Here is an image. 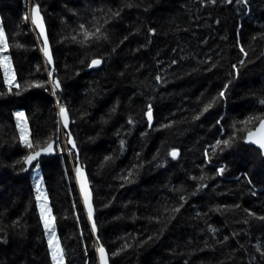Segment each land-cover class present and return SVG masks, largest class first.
<instances>
[{"label":"trees","instance_id":"1","mask_svg":"<svg viewBox=\"0 0 264 264\" xmlns=\"http://www.w3.org/2000/svg\"><path fill=\"white\" fill-rule=\"evenodd\" d=\"M33 4L51 66L31 24ZM0 24L20 86L8 92L0 70V264H52L23 164L31 150L20 142L15 112L24 113L29 141L41 148L54 142L56 156L38 162L65 264H96L97 236L109 264H264V159L242 139L216 154L210 147L229 138L234 122L264 113V0L247 7L236 0H0ZM85 31L101 38L86 40ZM92 59L102 63L90 68ZM48 71L60 81L55 95ZM34 81L42 86H29ZM225 84L226 99L193 119ZM57 101L67 111L66 129ZM173 148L176 159L168 155ZM77 166L91 188L95 237L74 185ZM201 175L207 178L191 179ZM124 244L130 247L112 257Z\"/></svg>","mask_w":264,"mask_h":264},{"label":"snow or ice","instance_id":"2","mask_svg":"<svg viewBox=\"0 0 264 264\" xmlns=\"http://www.w3.org/2000/svg\"><path fill=\"white\" fill-rule=\"evenodd\" d=\"M217 0H210V3L215 4ZM224 4H231L233 0H222ZM236 3L242 4L245 7L248 6L249 0H236ZM31 23L39 30V37L42 38L43 40V46L41 48V51L44 54V57L46 58L47 64L51 65L53 63L52 55L50 52V46H49V41L48 37L45 34V25H44V20L43 17L41 16L39 5L33 4L31 9ZM75 14V13H74ZM113 15L118 16L119 12H114ZM29 15L26 13L24 15V20H28ZM81 30L85 29L84 24L79 25ZM101 29L97 28L96 32H100ZM155 29H149V34H154ZM95 36V33H88L84 32V37L85 39H89L90 37ZM97 40H99L101 37L95 36ZM104 39H108L107 36L103 37ZM127 39V37H125ZM72 40L75 42L76 37L73 36ZM79 43L83 44V41H79ZM239 44V42H237ZM12 47L16 48H21L23 45L16 43L14 45H11ZM10 47L6 33L2 27V24H0V69L3 70V75H4V84L8 86V92L12 91V87H16L19 89V85L15 83V73L12 68V61L11 58L7 55H4V53L8 50ZM239 51L243 53L245 56H247V53L245 52L244 48L242 46L239 47ZM83 63V61H82ZM102 63L101 59H92L91 62L87 65L88 67H95L99 66ZM173 64L176 63L175 60L172 61ZM245 63L244 60H240L239 64L243 65ZM215 67V65H213ZM232 68L235 70V75L238 77L239 75V70L237 69V66L235 64L232 65ZM39 67H37V71H39ZM210 70V69H209ZM53 71H48V77L49 80L51 81L52 84V89H53V95H55L56 89L60 88V81L58 79L53 80ZM160 77L157 76L156 80L157 82L160 81ZM231 82V81H230ZM27 83V82H26ZM29 86H35V87H41L42 83L38 81H34L29 84ZM229 85L225 84L224 85V90H221L218 94L217 97H213L210 102L206 103L201 110L200 114L197 116H194L193 119H199L200 115H203L204 113L208 112L209 109H212L218 101L226 99L225 96V90L228 89ZM5 93L0 92V95H4ZM17 95H19V91L16 92ZM258 103L261 106H264V99H259ZM57 104L59 106V114L61 118L64 120V127H67L68 124V117H67V111L66 109L59 104V101H57ZM115 109H113L114 111ZM17 118V128L19 129L20 132V142L21 144L31 150L29 151V154L23 157V164L25 165H31L33 161H37L36 167H39V162H38V157H40L41 153H50L53 151V143L52 141L47 142L46 147L41 148L39 142H36L35 144L29 141L28 137V128H27V122L24 120V113L23 112H15L13 114ZM144 116L147 118V123L148 126H152L153 122V108L152 105L147 106V110L144 112ZM129 124H133L134 121L129 119L128 120ZM217 124H220V120L216 121ZM237 123L240 125H243V127H237ZM251 125V126H250ZM161 127H170V125H161ZM232 134L229 136L228 139H217L214 145H211L212 153L216 154L217 149H219L220 152H223L225 149L231 148L233 144L237 141V139H242L245 143L255 145L257 149H259V155L261 157H264V113L261 115H250L246 117L244 120H240L238 122H234L232 124ZM221 135H223V129L219 130ZM243 134L241 136H237V134ZM143 135V134H142ZM68 144L72 145V148H75L76 145L74 141L71 138V134H68ZM121 147H123L124 141H120ZM71 150L69 151V155H71ZM168 155H170L173 159H176L178 155V149L173 148ZM205 159H210L209 158V153L205 151L204 153ZM111 157H105V160H110ZM77 162H78V155H77ZM17 164H20L21 161H17ZM26 169L21 168V171H25ZM226 171L225 167H219L216 169V172L220 175H222ZM75 173H76V178L80 186V192L83 196V203L84 207L87 210V218L88 221L91 222V234L92 236L97 235V224L95 220L93 219V205L91 202L92 199V194L89 191L88 188V181L86 180L84 173L81 169V167L77 166L75 168ZM132 175L131 172H129V176ZM207 177L204 175H201L199 177H191L193 180H199V181H204ZM125 180H127V177H124ZM249 183L251 181L249 180ZM205 185L203 183L199 184L197 187L198 188H203ZM36 207L39 209L40 213V219L43 224V229H44V236L47 239V246H48V254L51 258L52 264H65V249L61 246V242L59 237L57 236V229L56 225L54 223L55 217L52 215L51 209L47 205V196L44 194L43 190L41 189L39 183L36 184ZM195 195V193H193ZM180 201H185V197L181 195L179 197ZM183 207V203H181L179 206L173 207L170 211L171 213H179L181 208ZM235 207H239V205H236ZM219 211V209H216ZM167 211V209H166ZM247 212L248 210L245 209ZM249 216L254 215L253 213L249 212ZM174 216L169 217V221L171 219H174ZM78 219V218H77ZM260 220H264V217H258ZM247 223V221H245ZM83 233L81 232V236ZM153 237H148V240H152ZM229 239V237L225 236L224 237V242H226ZM147 243V241H142L140 246H143V244ZM95 251L98 254L99 258V264H109V256L108 253L105 250V247L103 244L100 243L99 237L97 236L96 241H95ZM130 247L128 244H124L119 250L116 252H113L111 255L112 257L118 256L121 251H124L126 248ZM259 251V248L257 249ZM87 253V249H85V254ZM261 257H264V252L260 253Z\"/></svg>","mask_w":264,"mask_h":264},{"label":"water","instance_id":"3","mask_svg":"<svg viewBox=\"0 0 264 264\" xmlns=\"http://www.w3.org/2000/svg\"><path fill=\"white\" fill-rule=\"evenodd\" d=\"M30 19H31V13H30ZM32 24V23H31ZM45 25V24H44ZM32 27H33V29H34V31L36 32V34L38 35V37H39V30L32 24ZM45 34L47 35V32H46V27H45ZM39 39H40V42H41V45L43 46V40H42V38H40L39 37ZM264 51V50H263ZM42 54H43V52H42ZM43 57H44V54H43ZM44 59L46 60V58L44 57ZM51 66V65H50ZM67 117H68V115H67ZM58 118H59V121H60V123H61V125H62V127H63V129H66L67 127H64V120L61 118V116H60V114L58 113ZM68 123H69V120H68ZM67 126H68V124H67ZM246 145H248V146H250V147H252V148H255L258 152H259V149H257V147L255 146V145H251V144H247V143H245ZM46 147V146H45ZM56 150H55V147H54V145H53V151L52 152H50V153H41V155H40V157H38V160H41V159H44V158H52V157H54V156H56ZM263 159H264V157H262ZM37 161H33L32 162V164L31 165H25L24 164V166L26 167V169L27 170H30L31 169V167L36 163ZM82 171H83V173H84V176H85V178H86V180L88 181V178H87V174H86V172L82 169ZM73 179H74V185H75V187H76V189H77V193H78V196H79V199H80V201H81V207H82V210L84 211V213H85V216H86V219H87V222L89 223V225H90V227H91V222H89L88 221V218H87V210L85 209V207H84V203H83V196H82V194H81V192H80V186H79V183H78V181H77V178H76V173L74 172L73 173ZM88 188H89V191L91 192V188H90V185H89V181H88ZM92 194V193H91ZM91 202H92V199H91ZM94 210V209H93ZM93 214H94V211H93ZM96 259H97V264H99V258H98V254L96 253Z\"/></svg>","mask_w":264,"mask_h":264},{"label":"rangeland","instance_id":"4","mask_svg":"<svg viewBox=\"0 0 264 264\" xmlns=\"http://www.w3.org/2000/svg\"><path fill=\"white\" fill-rule=\"evenodd\" d=\"M28 7L30 6V4H28L27 5ZM4 55H7V56H9V54H8V50L4 53ZM1 70V74H2V76H3V79H4V75H3V70L2 69H0ZM6 86V85H5ZM7 88H8V86H6ZM58 113H59V111H58ZM15 122H16V124H17V118L15 117ZM61 127H62V125H61ZM63 128V127H62ZM28 138V137H27ZM67 154H69V152H67ZM73 172H74V170H72V174H73ZM31 177L33 178V180H34V186H36V184L37 183H39V185H40V187H41V189L43 190V192H44V194L46 195V192H45V189H44V184H43V182H42V178H41V175H40V172H39V167H36V165L35 166H33V168L31 169ZM76 188V187H75ZM35 191H36V188H35ZM37 194V193H36ZM77 195H78V193H77ZM79 198V197H78ZM47 205H48V207H49V204H48V200H47ZM114 206V205H113ZM50 208V207H49ZM38 209V208H37ZM38 215H39V217H40V213H39V209H38ZM41 220V219H40ZM41 223H42V221H41ZM43 225V224H42ZM104 226V225H103ZM88 229H89V231L91 230V227H90V225H88ZM104 228V230L106 229V226L105 227H103ZM93 237H95V236H93ZM47 240V239H46ZM92 244H94L95 245V242L94 241H92ZM94 254H96V251L94 250ZM96 258V257H95ZM95 262H96V264H97V259H95Z\"/></svg>","mask_w":264,"mask_h":264}]
</instances>
